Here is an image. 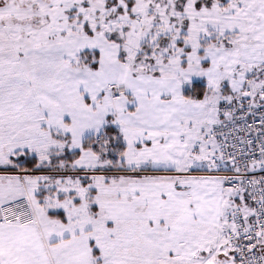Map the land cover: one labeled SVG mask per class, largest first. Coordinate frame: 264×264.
Wrapping results in <instances>:
<instances>
[{
    "label": "snow or ice",
    "instance_id": "snow-or-ice-1",
    "mask_svg": "<svg viewBox=\"0 0 264 264\" xmlns=\"http://www.w3.org/2000/svg\"><path fill=\"white\" fill-rule=\"evenodd\" d=\"M0 264H264V0H0Z\"/></svg>",
    "mask_w": 264,
    "mask_h": 264
}]
</instances>
